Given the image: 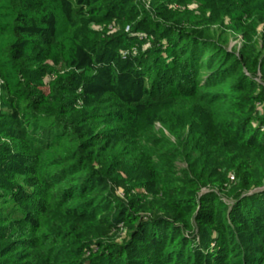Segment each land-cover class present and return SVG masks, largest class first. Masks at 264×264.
Here are the masks:
<instances>
[{"label": "trees", "instance_id": "16d2710c", "mask_svg": "<svg viewBox=\"0 0 264 264\" xmlns=\"http://www.w3.org/2000/svg\"><path fill=\"white\" fill-rule=\"evenodd\" d=\"M58 1L55 69L0 0V264H264V0Z\"/></svg>", "mask_w": 264, "mask_h": 264}, {"label": "rangeland", "instance_id": "374dc122", "mask_svg": "<svg viewBox=\"0 0 264 264\" xmlns=\"http://www.w3.org/2000/svg\"><path fill=\"white\" fill-rule=\"evenodd\" d=\"M144 2L148 5L149 1L144 0ZM146 5V6H147ZM47 10L51 11L54 14L55 18V38L57 41V44L54 46V48L51 51L50 57L48 58V62L50 64H55V69L61 67L62 61L68 58V56L73 53V42L66 33V21L62 15L60 4L58 0H44V5ZM190 8H195L196 4L192 3L189 6ZM4 7L0 6V10ZM7 10H1L0 16H5ZM3 14V15H1ZM8 16V15H7ZM8 19V18H7ZM5 22V17H4ZM112 31L117 29L116 26L110 24L108 26ZM95 29H101L99 25L94 27ZM263 28V27H262ZM261 30V29H260ZM7 35H3V39L6 38ZM241 45V37L233 38V36L229 37V41L227 42V48L230 50L232 47L235 46V48L239 49ZM143 47H147L146 44L143 45ZM58 61V62H55ZM45 91H47V85L43 87ZM158 126V124H157Z\"/></svg>", "mask_w": 264, "mask_h": 264}, {"label": "built area", "instance_id": "2783aa9c", "mask_svg": "<svg viewBox=\"0 0 264 264\" xmlns=\"http://www.w3.org/2000/svg\"><path fill=\"white\" fill-rule=\"evenodd\" d=\"M126 30L128 31L129 30V27H126Z\"/></svg>", "mask_w": 264, "mask_h": 264}]
</instances>
